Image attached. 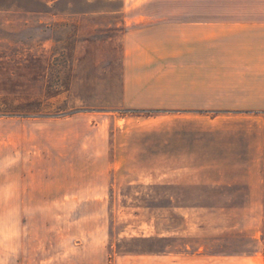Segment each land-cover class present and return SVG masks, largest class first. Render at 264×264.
Returning <instances> with one entry per match:
<instances>
[{
	"label": "rangeland",
	"instance_id": "1",
	"mask_svg": "<svg viewBox=\"0 0 264 264\" xmlns=\"http://www.w3.org/2000/svg\"><path fill=\"white\" fill-rule=\"evenodd\" d=\"M140 14L264 64V0H0V264H264V100L122 107Z\"/></svg>",
	"mask_w": 264,
	"mask_h": 264
},
{
	"label": "crops",
	"instance_id": "2",
	"mask_svg": "<svg viewBox=\"0 0 264 264\" xmlns=\"http://www.w3.org/2000/svg\"><path fill=\"white\" fill-rule=\"evenodd\" d=\"M137 17L123 38L122 107L202 109L204 91H219L221 86L244 94L248 102L264 100V64H203L204 45L216 44V24H203L200 17L173 23L169 16ZM204 66L210 74L206 82ZM259 149L264 165V142Z\"/></svg>",
	"mask_w": 264,
	"mask_h": 264
}]
</instances>
